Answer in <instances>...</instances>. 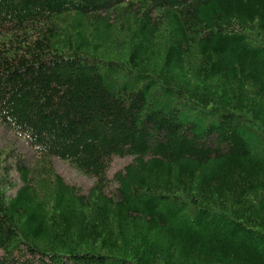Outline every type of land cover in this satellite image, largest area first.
I'll use <instances>...</instances> for the list:
<instances>
[{
	"label": "trees",
	"instance_id": "obj_1",
	"mask_svg": "<svg viewBox=\"0 0 264 264\" xmlns=\"http://www.w3.org/2000/svg\"><path fill=\"white\" fill-rule=\"evenodd\" d=\"M0 131V264H264V0H0Z\"/></svg>",
	"mask_w": 264,
	"mask_h": 264
},
{
	"label": "rangeland",
	"instance_id": "obj_2",
	"mask_svg": "<svg viewBox=\"0 0 264 264\" xmlns=\"http://www.w3.org/2000/svg\"><path fill=\"white\" fill-rule=\"evenodd\" d=\"M8 147H12L14 149V155L20 156L24 161L31 160L32 153L25 143L20 142L18 139L10 136L8 133L0 131V148H4L6 150ZM14 161V160H13ZM12 161V162H13ZM127 162L126 159H117L114 162L113 169L117 170L121 167L123 163ZM53 164L57 173L67 182H76L78 185H81L83 190L86 191L90 185L91 181L84 176L79 175L77 171L68 166L67 164L54 159ZM13 167H11L12 170ZM17 176V174L12 170L10 171L9 179H13ZM14 182L13 180H11ZM7 194H12L14 189H10L8 186Z\"/></svg>",
	"mask_w": 264,
	"mask_h": 264
}]
</instances>
